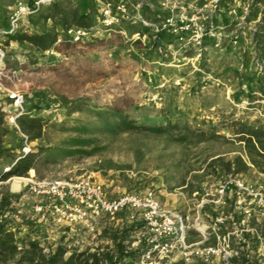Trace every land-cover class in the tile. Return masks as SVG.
<instances>
[{
	"label": "rangeland",
	"instance_id": "rangeland-1",
	"mask_svg": "<svg viewBox=\"0 0 264 264\" xmlns=\"http://www.w3.org/2000/svg\"><path fill=\"white\" fill-rule=\"evenodd\" d=\"M52 1L68 11L87 9L94 25L78 41L56 25L61 40L43 51L26 41L0 37L2 145L16 154L22 144L8 119L14 113L9 96L17 92L23 96L26 114L43 124L41 136L30 141L31 147L52 148L48 164L39 163L32 175L30 170L27 176L13 175V179L28 178L19 189L12 188L13 179H3L0 197L7 195L11 203L0 208V218L14 231L20 247L28 240L37 241L49 254L61 246L64 258L96 249L115 254L118 240L112 237H120L125 229L123 243L131 254L116 264H137L151 237L138 211L128 208L113 216L90 214L87 221L76 224L54 211V205L64 203L52 192V184L88 177L102 185L110 200L153 192L162 207L186 217L188 241L203 238L198 224L212 244L214 216L227 214L232 206L217 209L210 202L201 204L203 194L229 174L217 162L208 165L209 160L243 154L231 121L258 119L263 125L258 110L264 107L254 96L264 94V3L122 0L129 17L136 14L135 6L140 3L143 17L172 18L178 28L172 42L155 39L159 46L154 47L151 34L135 36L140 23L125 19L111 28L102 25L100 2ZM14 3L10 1L8 13ZM47 13L46 5L37 15L24 18L18 31H51L53 21L42 18ZM78 103L80 111L68 112ZM123 116L133 125L164 130L123 131L117 128ZM71 137L86 138L89 143L84 150L92 154L72 150L64 143ZM9 163L0 158V176ZM234 175L253 187L264 183V173L254 167ZM18 193L15 200L12 194ZM263 212L252 207L249 226L262 239L250 244L247 256L212 264H264ZM171 258L168 264H204L197 259L185 261L178 252Z\"/></svg>",
	"mask_w": 264,
	"mask_h": 264
},
{
	"label": "built area",
	"instance_id": "built-area-1",
	"mask_svg": "<svg viewBox=\"0 0 264 264\" xmlns=\"http://www.w3.org/2000/svg\"><path fill=\"white\" fill-rule=\"evenodd\" d=\"M91 1L100 2L98 10L100 23L107 28L127 19L148 28L145 34L135 32V36L138 37L151 34L152 39L155 40L160 32L166 31L171 34L178 32L177 26L172 23L170 17H161L156 14L153 19H149L139 14L143 8L140 3L135 6L136 14L129 17L126 13L127 5L122 0ZM51 2L52 0H15L13 8L8 13V25L0 27V37L8 38L18 31L24 18L37 15L44 6ZM179 28L184 29V26L181 25ZM90 29L71 27L66 29L65 34L72 41H78ZM60 40L61 38L58 37L54 44ZM9 97L13 100L14 113H10L8 119L21 136L22 144L12 162L4 166V172L9 171L22 155L32 149L30 140L21 131L16 121L19 115L26 113L22 105L23 96L13 92ZM254 97L255 102H260L264 107V94L255 93ZM258 111L264 126V109L261 108ZM11 179L13 176L9 178ZM3 182L0 178V185ZM51 190L64 203L60 206L54 205V211L66 217L69 224L85 222L90 214L113 216L128 208L138 211L151 237L148 238V248L137 264H168L175 252H178L185 261L197 259L204 264H212L216 260L230 261L247 256L250 244L260 242L262 239L256 231L252 234L253 229L249 226V219L253 206L264 209V183L253 187L237 175L228 174L216 184L212 191H206L201 199L202 205L210 202L217 209L232 206L227 214L220 212L214 216L210 227L214 240L212 244L209 242V237L205 235L204 229L199 230L201 226L198 224H196V229L203 234V238L188 241L189 227L186 224V217L179 212L162 207L151 191L143 194H126L110 200L106 197L102 185L88 177L65 183L56 181L52 184ZM36 210L40 212L42 209L38 207ZM237 214L240 216L237 217ZM246 264L249 263L246 262Z\"/></svg>",
	"mask_w": 264,
	"mask_h": 264
},
{
	"label": "trees",
	"instance_id": "trees-1",
	"mask_svg": "<svg viewBox=\"0 0 264 264\" xmlns=\"http://www.w3.org/2000/svg\"><path fill=\"white\" fill-rule=\"evenodd\" d=\"M10 1L12 0H0V27H6L8 25V7L10 6ZM225 0H219L220 3ZM264 3V0H258ZM48 13L42 15L44 19H51L53 21V28L49 32L45 33H33L28 34L25 32L16 31L9 36L10 39L19 42H28L36 50L43 51L52 46L57 39V34L55 32V26L59 25L62 31L66 33V29L71 27H82L89 29L94 25V19L90 15L87 9H73L68 11L63 8L61 3L57 1H52L47 5ZM140 34H145L148 32V28L141 25V30L135 31ZM166 31L160 32L157 35V40L166 41L168 43L172 42L174 35L165 34ZM154 47L159 46L156 40L153 41ZM256 44H261L257 42ZM264 49V45L262 46ZM260 64V63H259ZM63 99V104L68 105V101ZM78 103L73 105L68 112L80 111ZM69 107V106H68ZM102 112V111H101ZM17 124L21 131L27 135L28 139L31 141L33 138L40 137L42 134L43 124L40 119L30 117L28 114L24 113L16 118ZM5 115L0 113V158H3L9 162H12L16 154H13L9 148H5L2 145V138L5 135L4 131ZM232 131L236 134L235 140L240 142L241 150L243 154H237L232 159H225L222 155H217L215 158L209 160L208 165L218 163L226 173L237 174L248 170L250 167L256 168L259 172L264 173V126L257 119L251 122L243 120L231 121ZM117 128L121 130H130L142 128L147 131L152 132H163V127H139L133 125L131 121L126 119L124 116L120 118L117 123ZM77 129L76 132H79ZM72 150H76L79 153L92 154L89 151H85L84 148L87 147L89 141L83 137H71L68 141H64ZM71 150V149H70ZM52 148L39 147L36 149H31L28 153L22 155L15 164L10 168L9 171L4 172L0 178L8 179L13 175L27 176L30 169L37 171V165H46L52 158ZM193 192V189H190ZM21 193L12 194L16 200ZM11 203L7 195H2L0 197V208H7ZM126 231L123 229L121 231L120 237L113 236L112 238L116 241V253L111 252H100L99 249L89 252L88 250L79 253H71L68 257L64 258L65 249L63 247H56V249L49 254L43 252V248L39 245L37 241L28 240L22 244L20 247L16 241L15 233L10 229L7 221L0 218V264H116L118 259L123 258L131 252L126 250L125 240Z\"/></svg>",
	"mask_w": 264,
	"mask_h": 264
},
{
	"label": "bare ground",
	"instance_id": "bare-ground-1",
	"mask_svg": "<svg viewBox=\"0 0 264 264\" xmlns=\"http://www.w3.org/2000/svg\"><path fill=\"white\" fill-rule=\"evenodd\" d=\"M31 175L33 174V169H30ZM28 178H22V177H14L13 182H12V188L17 190L20 188L21 182L22 181H27ZM204 227H199V230L203 231Z\"/></svg>",
	"mask_w": 264,
	"mask_h": 264
}]
</instances>
